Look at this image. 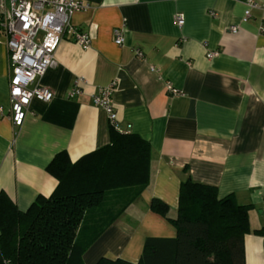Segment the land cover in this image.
Returning a JSON list of instances; mask_svg holds the SVG:
<instances>
[{"label": "crops", "instance_id": "obj_1", "mask_svg": "<svg viewBox=\"0 0 264 264\" xmlns=\"http://www.w3.org/2000/svg\"><path fill=\"white\" fill-rule=\"evenodd\" d=\"M83 1L89 7L70 21L88 33L89 46L63 38L52 65L36 79L53 98L32 99L19 127L0 118V192L24 211L55 188L46 166L56 153L66 151L75 161L108 144L111 124L91 95L115 81L119 125H130V133L150 144V181L82 254L84 264L101 257L135 262L146 237L174 236L149 202L161 199L174 216L187 175L215 186L218 197L233 194L251 205L244 260L264 264V11L252 9L242 21L244 0ZM232 25L236 33H230ZM115 28L122 32L121 45L114 43ZM209 51L218 54L208 58ZM7 76L2 57L4 88ZM78 77L82 92L68 98ZM167 83L181 94L169 92ZM0 104L8 110L5 94Z\"/></svg>", "mask_w": 264, "mask_h": 264}, {"label": "trees", "instance_id": "obj_2", "mask_svg": "<svg viewBox=\"0 0 264 264\" xmlns=\"http://www.w3.org/2000/svg\"><path fill=\"white\" fill-rule=\"evenodd\" d=\"M150 158L147 140L111 126L108 144L75 161L56 153L46 166L55 188L26 210L0 192V264H84L82 254L149 184ZM250 209L187 175L174 216L161 199L149 202L174 236L146 237L135 262L101 257L94 264H245Z\"/></svg>", "mask_w": 264, "mask_h": 264}, {"label": "built area", "instance_id": "obj_3", "mask_svg": "<svg viewBox=\"0 0 264 264\" xmlns=\"http://www.w3.org/2000/svg\"><path fill=\"white\" fill-rule=\"evenodd\" d=\"M246 8L241 17L246 21L251 17L252 9L264 11V1L244 0ZM89 4L83 0H0V60L7 61V89L9 108L6 111L0 104V118L7 117L14 127L22 125L29 103L32 99L42 102L50 101L54 92L39 85L36 79L40 77L53 63L54 51L59 42L68 37L87 48L90 37L87 32L78 30L71 24V16L78 11H84ZM213 14V13H212ZM176 24H183L181 15L176 16ZM264 26H261V30ZM230 33H236L238 27L232 25ZM113 40L117 45L123 43V35L119 28L113 29ZM135 55L143 58L139 49ZM217 51H209L208 58L216 56ZM151 70H154L151 67ZM83 79L78 77L67 92V97L79 95ZM115 81L100 87L91 95L94 106L101 108L111 124L118 131H129L130 125L123 128L117 121L113 106L112 93ZM169 92L181 94L167 83ZM264 214V212H262Z\"/></svg>", "mask_w": 264, "mask_h": 264}, {"label": "rangeland", "instance_id": "obj_4", "mask_svg": "<svg viewBox=\"0 0 264 264\" xmlns=\"http://www.w3.org/2000/svg\"><path fill=\"white\" fill-rule=\"evenodd\" d=\"M6 89H7V88H4V81H3V78H0V93L6 95Z\"/></svg>", "mask_w": 264, "mask_h": 264}]
</instances>
